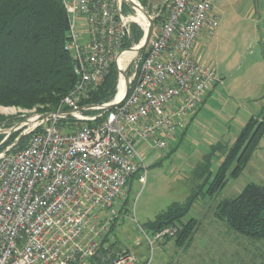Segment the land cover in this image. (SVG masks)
Segmentation results:
<instances>
[{"label": "built area", "instance_id": "2783aa9c", "mask_svg": "<svg viewBox=\"0 0 264 264\" xmlns=\"http://www.w3.org/2000/svg\"><path fill=\"white\" fill-rule=\"evenodd\" d=\"M61 1L76 81L54 116L35 109L2 135L21 132L0 153V264H137L133 252L109 250L116 208L133 179L146 181L138 146L166 149L218 83L192 53L203 32L215 34L219 17L214 0H168L132 88L115 108L90 109L85 103L124 57L135 15L124 13V0ZM141 231L152 248L177 234L173 226Z\"/></svg>", "mask_w": 264, "mask_h": 264}, {"label": "rangeland", "instance_id": "374dc122", "mask_svg": "<svg viewBox=\"0 0 264 264\" xmlns=\"http://www.w3.org/2000/svg\"><path fill=\"white\" fill-rule=\"evenodd\" d=\"M142 1L136 0L146 17L148 15L152 29L147 49L159 32L164 7L148 9ZM124 2V13L136 15L134 7L130 6L132 1ZM218 17L217 31L200 44L199 52L194 57L201 64L212 66L222 79V85L187 128L184 136H181L184 130H179L176 133L178 141L171 142L164 150L152 149L145 154V183H140L138 177L132 180L125 195L129 203L122 212L116 208L119 216L118 221H113L115 228L112 234L118 240L119 249L141 253L139 264H255L263 253V244L230 232L222 222L213 225L211 213L218 202L237 197L248 184L264 185V139L239 179L229 181L214 197L206 195L207 187L204 188L184 219L203 220L200 230L186 249L176 250L173 243L166 249H162L160 243L154 244L152 248L141 231L147 230L148 224L172 205L187 201L191 190L197 185L192 171L202 157L210 152L212 145L220 142L227 152L244 123L254 114L259 117L264 115V4L260 6L242 0L236 6L228 5ZM142 38V29L133 25L127 46L133 50ZM145 50L136 55L124 71L127 92L134 84V76ZM125 58L118 60L115 66L117 75ZM116 95L117 85L115 92L100 105L113 101ZM35 109L39 112L38 107L0 106V129L13 128L24 120L23 116L29 117ZM20 133L16 132L7 139L6 136H0V153L7 148L13 135L19 136ZM26 141L25 138L20 143L25 145ZM224 151H220L213 161L210 182L216 176Z\"/></svg>", "mask_w": 264, "mask_h": 264}, {"label": "trees", "instance_id": "16d2710c", "mask_svg": "<svg viewBox=\"0 0 264 264\" xmlns=\"http://www.w3.org/2000/svg\"><path fill=\"white\" fill-rule=\"evenodd\" d=\"M142 2L145 6V0ZM68 28L69 20L61 0H0V106L38 107L41 112L57 110L76 81L72 60L64 50ZM131 51L130 46L126 47L124 57ZM117 78L113 66L99 91L85 104H101L115 92ZM17 136L13 135L7 146ZM263 138L264 115L252 117L227 152L222 143L212 146L192 173L197 185L187 201L160 213L148 224V232L153 235L166 227H176V236L165 241L174 239L177 248L186 249L203 220L184 219L204 188L207 187L206 195L214 197L229 181L240 178ZM220 151H224V157L210 182L212 164ZM128 203L129 199L125 206ZM211 216L213 223L222 222L230 232L264 245V185L248 184L237 197L218 202ZM262 250L255 264H264Z\"/></svg>", "mask_w": 264, "mask_h": 264}, {"label": "crops", "instance_id": "0c3cea01", "mask_svg": "<svg viewBox=\"0 0 264 264\" xmlns=\"http://www.w3.org/2000/svg\"><path fill=\"white\" fill-rule=\"evenodd\" d=\"M239 1H242V0H214V9H213V11H214V13L215 14H217L218 16L220 15V12L222 13L224 10H225V8L228 6V5H234V6H236L237 4H238V2ZM248 1V0H247ZM252 4H258V5H260V6H263V4H264V0H249ZM145 2H146V8H148V9H152V10H154L155 8H157V7H159V6H162L161 8H163L164 7V13H163V15H162V21H163V19L165 18V16H166V12H167V5H168V0H145ZM260 12H262L263 11V9L262 10H259ZM209 38V36L206 34V32H203L200 36H199V38H198V41H197V43H196V46H195V48H194V50H193V53H192V56H193V58L194 59H196L195 57H194V54H196V53H198L199 52V47H200V44L204 41V40H207ZM201 41V42H200ZM216 75H217V73H216ZM217 78H218V83L215 85V87L213 88V90L208 94V96L206 97V99L204 100V102L202 103V105L198 108V110L196 111V112H194L193 114H191V115H189L186 119H185V128L183 129L184 130V132H182V134H181V136H184L185 134H186V130H187V128L191 125V124H193V122H194V120L199 116V114H200V112L202 111V109H204V107H206L207 106V103L212 99V97H213V95L215 94V92L217 91V89H218V87L219 86H221L222 85V83H223V81H222V79L217 75ZM250 116V115H249ZM252 117H257L255 114L254 115H252L250 118H249V120L252 118ZM248 120V121H249ZM187 121V122H186ZM247 121V122H248ZM246 125V123H244V125H243V127ZM242 127V128H243ZM178 134H176L175 135V137L173 138V139H171L169 142H168V145L167 146H169V144H171V142H175V141H178ZM181 139V138H180ZM264 139V138H263ZM263 141V140H262ZM218 143H220V142H218ZM216 145V144H215ZM212 146H214V145H212ZM211 146V147H212ZM210 147V148H211ZM168 148V147H167ZM152 149L153 150H156V149H154V147L152 146V145H150V144H143V145H139L138 146V151L140 152V154L143 156V158H144V160L146 159L145 158V154L147 153V152H149L150 150L152 151ZM208 154V153H207ZM207 154H205V155H207ZM167 155H169V153L167 154ZM205 155L202 157V160L198 163V164H200L202 161H203V158L205 157ZM197 164V165H198ZM196 165V166H197ZM196 168V167H195ZM194 168V169H195ZM194 169H193V171H194ZM193 171H192V173H193ZM261 176V175H260ZM241 177V176H240ZM263 177V176H262ZM136 179V178H135ZM239 179V178H238ZM134 180V179H133ZM126 200H127V198H126ZM126 200H124L123 202H121V204H120V207L118 208V210L119 211H123L124 209H125V201ZM119 211H118V213H119ZM119 216V215H118ZM196 219V218H195ZM115 221H118V218L115 220ZM218 225V223H213V225ZM115 226V222H114V225L111 227V229H110V231H109V234H110V236L113 238V239H115V243L114 244H111L110 246H109V250L112 252V254L113 255H116V254H119V253H121V252H125V251H123L122 249H119L118 248V240L114 237V235L112 234V232H113V230H114V227ZM146 233L148 232V230H144ZM148 235H151V233H147ZM197 234V233H196ZM106 242H107V239L105 240ZM165 241V240H164ZM162 241V243L161 242H158V244L160 245V247L163 249H166V247L167 246H169V244H174V247H175V249L177 248V246H176V244H175V240L173 239V240H167V241ZM177 250V249H176ZM128 251V250H127ZM135 255H136V257H137V259H138V263L137 264H139V262H140V259L142 258L141 257V253L140 252H136V253H134ZM94 263V262H93ZM92 263V264H93ZM95 264V263H94Z\"/></svg>", "mask_w": 264, "mask_h": 264}, {"label": "water", "instance_id": "95a60500", "mask_svg": "<svg viewBox=\"0 0 264 264\" xmlns=\"http://www.w3.org/2000/svg\"><path fill=\"white\" fill-rule=\"evenodd\" d=\"M130 6L134 7V9L136 7L137 8L139 7L143 11V14L146 16L145 11L139 5L136 6V4L133 3ZM147 17H148V15H147ZM135 24L138 25L142 29V31H143V38L140 41V43L132 50V52L130 53V55L125 59V61L123 62L121 68L119 69L118 78H117V92L118 93H117L116 100L111 105H109V106L100 105V106H97V107H92L90 109H101V108L113 109V108H115L121 102V100H122V98L124 96V90L121 91V86H122V84L124 82V71H125L128 63L132 60V58L136 54H138V53H140V52H142L143 50L146 49V46H147L148 42L150 41V35L152 34V29H151L150 25H149L148 29L145 30L139 23L135 22ZM87 109L88 108H82L80 111L83 112V111H85ZM43 115H44V117H47L48 118V117L54 116L55 114L51 112V113H45ZM68 115H71V114H68ZM12 132H13V130H11V129L0 130V136L6 135V134H10ZM12 147H14V143L12 144L11 148Z\"/></svg>", "mask_w": 264, "mask_h": 264}, {"label": "bare ground", "instance_id": "6f19581e", "mask_svg": "<svg viewBox=\"0 0 264 264\" xmlns=\"http://www.w3.org/2000/svg\"><path fill=\"white\" fill-rule=\"evenodd\" d=\"M132 1V3L136 4V6L138 5V3L136 2V0H129ZM136 11V15L132 18V20H134L135 22L139 23L145 30L148 29L149 27V23H148V19L146 18V16L143 14V11L138 7L135 8ZM125 90V84L123 82L122 86H121V91Z\"/></svg>", "mask_w": 264, "mask_h": 264}]
</instances>
